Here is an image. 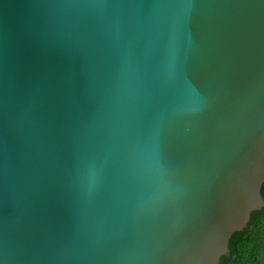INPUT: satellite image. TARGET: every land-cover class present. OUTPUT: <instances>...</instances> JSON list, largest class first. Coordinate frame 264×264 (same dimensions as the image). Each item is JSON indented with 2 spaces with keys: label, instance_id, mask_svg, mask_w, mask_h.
I'll return each instance as SVG.
<instances>
[{
  "label": "water",
  "instance_id": "water-1",
  "mask_svg": "<svg viewBox=\"0 0 264 264\" xmlns=\"http://www.w3.org/2000/svg\"><path fill=\"white\" fill-rule=\"evenodd\" d=\"M263 183L264 0H0V264H219Z\"/></svg>",
  "mask_w": 264,
  "mask_h": 264
},
{
  "label": "trees",
  "instance_id": "trees-1",
  "mask_svg": "<svg viewBox=\"0 0 264 264\" xmlns=\"http://www.w3.org/2000/svg\"><path fill=\"white\" fill-rule=\"evenodd\" d=\"M261 192L264 199V183ZM219 264H264V206L253 211L247 226L232 235L229 251Z\"/></svg>",
  "mask_w": 264,
  "mask_h": 264
}]
</instances>
